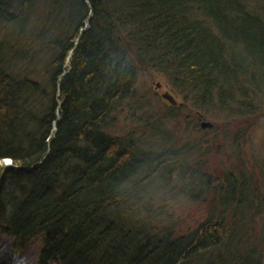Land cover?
Masks as SVG:
<instances>
[{
	"label": "trees",
	"instance_id": "16d2710c",
	"mask_svg": "<svg viewBox=\"0 0 264 264\" xmlns=\"http://www.w3.org/2000/svg\"><path fill=\"white\" fill-rule=\"evenodd\" d=\"M36 2L0 0V229L15 249L40 237L37 264H263L258 184L207 171L201 122L237 142L257 121L264 0H44L31 26ZM146 72L182 105L138 93ZM192 204L207 216L182 231Z\"/></svg>",
	"mask_w": 264,
	"mask_h": 264
},
{
	"label": "rangeland",
	"instance_id": "374dc122",
	"mask_svg": "<svg viewBox=\"0 0 264 264\" xmlns=\"http://www.w3.org/2000/svg\"><path fill=\"white\" fill-rule=\"evenodd\" d=\"M43 4H44V0L41 1L37 0L34 11L32 13L33 20L31 26L39 24L40 13L43 10ZM32 54L33 52L31 53V55ZM28 58H30V55H28ZM32 61L33 63H37V62L39 63L37 67V71L39 72V75L36 76L39 77L40 58L33 57ZM25 63H27V61ZM151 75H152L151 73H147V72L144 74L142 73V75L140 73L138 74L137 86H136V91H138V93L144 92L149 87L155 93L156 84L161 83L162 87L158 91L160 96L164 92H169L176 98V100L179 103L183 101L182 97L175 95L171 91L168 82L163 77H161V75H154V76ZM155 108L156 110L163 109L160 104H155ZM186 110L190 114L188 118L192 119L191 120L192 123L198 121L199 118L198 116H202L200 113L196 112L195 110H192L191 108H187ZM259 114L260 115L257 117L258 119L254 124L247 123L245 125V126H250V130H248L246 134L241 136L237 142L234 141L233 135H230L229 138L224 137L226 131L225 129L227 128L225 125V121L216 118L212 119V117L209 116L204 117V115H203V120L210 121L213 124V128L210 129V131H207L208 132L207 135L211 141L209 153L206 156L208 161L206 164L207 171L214 172L218 175H222V173L233 171L234 173L239 175L240 172L242 171L241 169H244L245 172L248 174L247 177L250 179L249 181L251 182L250 183L251 186L252 184H256V183L258 184L257 187L259 189V194L261 197L260 210L255 215H253V213L250 212L249 220L254 218L253 224L256 229V233L255 235H253L254 242L256 244L262 243L264 247V105L261 106ZM169 128L172 131L178 129V127L173 126V123H170ZM215 136L217 137L216 140L218 142L213 141L212 138ZM183 210L185 212V207ZM191 211L192 213L190 214L192 215L189 217L188 221H186L185 218L181 224L182 231H187L189 229L188 225L189 227L191 225H195L196 223L204 219L205 216H207L206 205L198 206L192 204ZM250 236L252 237V235ZM259 237H260V241H259ZM40 246H41L40 237H38L32 243L30 248H28L23 252H20L19 254H15L14 239L8 236L7 234H5L0 229V263H3L5 259L3 257L4 254L3 251H7V254L10 258L7 264H16V262H14L15 255H18L20 258L24 259V261L27 262V264H37L38 261L37 253L40 249ZM263 264H264V258H263Z\"/></svg>",
	"mask_w": 264,
	"mask_h": 264
},
{
	"label": "water",
	"instance_id": "95a60500",
	"mask_svg": "<svg viewBox=\"0 0 264 264\" xmlns=\"http://www.w3.org/2000/svg\"><path fill=\"white\" fill-rule=\"evenodd\" d=\"M161 86H162L161 83L157 84L158 88H161ZM161 97L164 100L168 101L171 105H174V106L178 105V101L176 100V98L169 92L162 93ZM180 105H181V103H180ZM201 126L206 129V128H212L213 124L210 121H203L201 123Z\"/></svg>",
	"mask_w": 264,
	"mask_h": 264
},
{
	"label": "bare ground",
	"instance_id": "6f19581e",
	"mask_svg": "<svg viewBox=\"0 0 264 264\" xmlns=\"http://www.w3.org/2000/svg\"><path fill=\"white\" fill-rule=\"evenodd\" d=\"M3 253H4V254H3V257H4L5 259H4L3 263H0V264H5V263L7 264V262L9 261L10 258H9L8 254H7V251H3ZM1 258H2V257H1Z\"/></svg>",
	"mask_w": 264,
	"mask_h": 264
}]
</instances>
